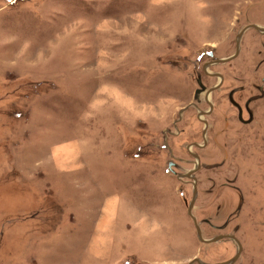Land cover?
Instances as JSON below:
<instances>
[{
    "label": "rangeland",
    "instance_id": "rangeland-1",
    "mask_svg": "<svg viewBox=\"0 0 264 264\" xmlns=\"http://www.w3.org/2000/svg\"><path fill=\"white\" fill-rule=\"evenodd\" d=\"M248 24L264 0H0V264L231 258L196 161L202 237L264 264V33L216 61Z\"/></svg>",
    "mask_w": 264,
    "mask_h": 264
},
{
    "label": "water",
    "instance_id": "water-1",
    "mask_svg": "<svg viewBox=\"0 0 264 264\" xmlns=\"http://www.w3.org/2000/svg\"><path fill=\"white\" fill-rule=\"evenodd\" d=\"M249 27H252V28H254V29H256V30H258V31H260V32H262V33H264V27H263V26H258V25H256V24H248V25L245 26L243 29H241L240 32L237 34V37H236V52H235L232 56H229V57H227V58L218 59V60H216V61H222V62H224V61H228V60H230L231 58H233L234 56L237 55V53H238V48H239V38H240L241 34L244 32V30L247 29V28H249ZM219 85H220V82H219L218 84H216L215 86L209 88V89L207 90L206 94H209L211 91H213V90H214L215 88H217ZM206 100H207V99H206ZM207 102H208V104H209V110L204 111V112H201L200 115H204L205 113H209V112H210V110H211V108H212V104L209 103L208 100H207ZM200 119H201V118H200ZM201 120H202L203 123H204V128H203V132H202V133L204 134V133H205V130H206V122H205V120H203V119H201ZM194 156H195L196 158H198L197 155H194ZM196 162H197V167H195V168H193L191 171H189V172L187 173L186 176H187L188 178H191V179L193 180V192H192V197H191V200H190V203H189V207H188L187 213H188V215L191 217V219H192V221H193V223H194V225H195V229H196L197 236H198L199 240L202 241V242H214V241L220 240L221 238L228 237V238L233 239V240L237 243V246H238V250L236 251V253H235L231 258H229V259H227V260H223V261H219V262H214V263H212V262H205V263H201V264H228V263H231V262H233L234 260L237 259L238 255H239V253H240V250H241V245H240V243H239V242L235 239V237H234L233 235H231V234H218V235H216V236H214V237H212V238H210V239H204V238L202 237L201 230H200V228H199V226H198V223H197L195 217L192 215V212H191L192 207H193V205H194L195 195H196V190H197V188H196V181H195V178L192 176L193 172L199 167V161H196ZM194 261L200 262L199 259H197V258H192V259L189 261L188 264H191V263L194 262Z\"/></svg>",
    "mask_w": 264,
    "mask_h": 264
},
{
    "label": "flooded vegetation",
    "instance_id": "flooded-vegetation-1",
    "mask_svg": "<svg viewBox=\"0 0 264 264\" xmlns=\"http://www.w3.org/2000/svg\"><path fill=\"white\" fill-rule=\"evenodd\" d=\"M194 262H196V264H199V262L197 263V261H194ZM194 262H192V263H194ZM188 263H189V262H188ZM192 263H191V264H192ZM127 264H137V263L132 262L131 259H129V262H128Z\"/></svg>",
    "mask_w": 264,
    "mask_h": 264
}]
</instances>
